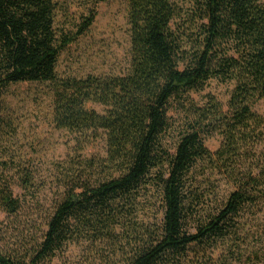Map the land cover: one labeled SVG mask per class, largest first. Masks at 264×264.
I'll list each match as a JSON object with an SVG mask.
<instances>
[{"label":"trees","instance_id":"trees-1","mask_svg":"<svg viewBox=\"0 0 264 264\" xmlns=\"http://www.w3.org/2000/svg\"><path fill=\"white\" fill-rule=\"evenodd\" d=\"M85 1L87 14L66 33L56 27V0H0V93L19 82L48 84L57 126L102 130L107 141L105 157L71 160L65 172L58 166L62 197L38 235L22 248L0 249V264H46L73 242L103 243L107 264L263 262L264 224L248 255L243 233L248 216L264 219V153L256 148L264 117L253 110L264 99V0H126L129 70L59 78L61 53L108 0ZM212 79L233 86L227 103L193 97ZM213 133L223 136L216 151L205 143ZM198 168L232 185L214 211L205 208L210 192L194 185ZM21 177L24 189L33 185ZM152 190L163 217L145 224L139 202ZM23 207L11 180L0 179V210ZM219 242L228 243L230 257L209 254Z\"/></svg>","mask_w":264,"mask_h":264},{"label":"rangeland","instance_id":"rangeland-1","mask_svg":"<svg viewBox=\"0 0 264 264\" xmlns=\"http://www.w3.org/2000/svg\"><path fill=\"white\" fill-rule=\"evenodd\" d=\"M56 27L64 32H76L75 24L81 14H87L85 0H56ZM126 0H108L97 6V17L86 33L79 36L61 53L57 63V76L85 77L92 75H122L131 63V32ZM233 86L210 80L206 86L193 93L199 103H204L208 94L227 103ZM0 179L11 180L14 195L20 197L24 207L17 214H6L0 210V249L9 250L26 245L38 235L44 218L51 212L54 203L62 197L64 188L60 185L58 166L65 167L71 160L102 158L107 154L104 131L73 132L56 125L53 115V97L49 85L39 82L11 84L0 93ZM90 107L103 112L104 106L90 103ZM253 110L264 117V99L253 105ZM170 144L174 139L169 138ZM223 136L213 133L205 143L211 151L222 144ZM264 153V136L256 144ZM23 174L32 178V186L23 188ZM194 185L202 186L209 196L205 197L206 210L225 200L232 185L217 171L198 168L193 175ZM138 219L145 224L160 222L163 205L160 194L154 190L140 199ZM247 217L245 225L246 251L257 245V227L264 224L260 217ZM191 231H195L191 223ZM40 234V233H39ZM228 243L221 242L209 254L214 257H230ZM241 250H243L241 248ZM103 243L73 242L65 246L56 257L46 264H107L103 254H110ZM232 258V257H231ZM228 258L229 264H264L246 257L242 261ZM231 262V263H230ZM221 263V262H217Z\"/></svg>","mask_w":264,"mask_h":264}]
</instances>
